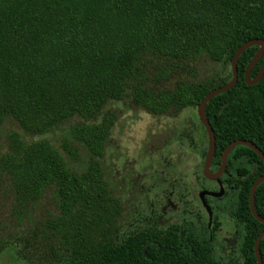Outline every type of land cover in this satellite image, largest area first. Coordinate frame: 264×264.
Returning <instances> with one entry per match:
<instances>
[{"label": "trees", "instance_id": "obj_1", "mask_svg": "<svg viewBox=\"0 0 264 264\" xmlns=\"http://www.w3.org/2000/svg\"><path fill=\"white\" fill-rule=\"evenodd\" d=\"M253 39L264 41V0H0V124L11 119L24 134L44 136L75 117L82 121L71 135L88 153L84 166H70L45 139L25 142L17 133L8 135L0 154V173L17 205L52 190L59 214L48 227L68 264H237L178 225H152L120 238L121 203L104 178L102 157L114 123L109 104L128 100L157 117L196 110L230 80L236 49ZM257 49L239 57L235 86L206 105L214 167L235 140L264 154V75L253 86L244 80ZM202 56L222 64L217 76L159 93L146 87L143 68L151 57ZM263 63L264 53L250 78ZM225 174L223 184L236 193L233 218L243 226L241 262L257 264L253 246L264 225L250 213L249 191L264 166L251 149L237 146ZM254 198L264 218V182ZM259 248L264 264V238Z\"/></svg>", "mask_w": 264, "mask_h": 264}, {"label": "rangeland", "instance_id": "obj_2", "mask_svg": "<svg viewBox=\"0 0 264 264\" xmlns=\"http://www.w3.org/2000/svg\"><path fill=\"white\" fill-rule=\"evenodd\" d=\"M222 67L205 56L181 62L151 57L145 62L143 79L146 87L159 93L172 89L177 82L205 81L217 76ZM106 110L114 115V123L102 165L110 192L121 203L119 237L152 225H178L207 239L208 214L199 195L202 191L217 192L219 187L202 174L208 141L196 110L187 108L157 117L128 100L111 103ZM81 122L75 117L44 136H32L7 119L0 124V154L7 151L8 135L17 133L25 142L45 139L70 166H84L88 153L71 135ZM226 177L222 175V183ZM223 187L225 192L220 197H206L212 216L221 224L213 246L218 256L222 253L224 259L233 257L242 264L239 239L243 226L232 221L236 193L225 184ZM16 199L7 177L0 173V250L7 243L0 264H68L48 227V221L59 214L52 190L26 205H17ZM225 238L232 240L227 252Z\"/></svg>", "mask_w": 264, "mask_h": 264}, {"label": "water", "instance_id": "obj_3", "mask_svg": "<svg viewBox=\"0 0 264 264\" xmlns=\"http://www.w3.org/2000/svg\"><path fill=\"white\" fill-rule=\"evenodd\" d=\"M253 46H258V49H257L255 55L253 56V58L251 59V61L248 63V65L245 68L244 80H245L246 85H248V86H253V85L260 82V80L262 79V77L264 75V63L262 64V66L260 67L258 73L256 74V76L254 78H250V73H251L252 69L257 65V63L260 61V59L263 56L264 41L259 40V39H253V40H249V41L244 42L242 45H240L236 49V51L233 55V58L231 60V63H230V69H231L230 80L225 85L218 87L216 89H213L209 93H207L205 95V97L202 99V101L199 103V105L197 106V109H196L198 119H199L200 123L202 124V126H203V128L207 134V141H208L207 151H206V154L204 157L202 174H203V177L205 179L217 182L220 185V189H219L218 193H211L208 191H202V192H200V195H199L200 202H201L202 206L204 207V209L206 210V212L209 216V222L211 221V209H210L209 205L207 204L206 196L220 197L221 195H223L224 189L222 188L220 177L223 175V173L226 170L227 159H228V156L231 153V151L237 146L247 147V148L251 149L252 151H254L259 156V158L262 160V162L264 164V154L252 142L245 141V140H235V141L229 143L225 147V149L223 150L221 157H220L219 168L217 169V171L212 172L211 171V164H212V159H213V155H214V151H215V135H214V131H213L208 119H207L206 111H205L206 105L210 100H212L217 95H220L222 93L229 91L230 89H232L235 86L237 79H238L237 63H238L239 57L242 55V53L245 50H247L248 48L253 47ZM263 182H264V175L258 177L253 182V184L251 185L250 191H249V210H250L251 215L254 217V219L257 220L259 223L264 225V218H262L260 215L257 214V212L255 211V207H254V199H255L254 197H255L256 188L258 187V185H260ZM262 238H264V231H261L259 233V235L256 237V239L254 241V246H253L254 247V255H255V259H256L257 264H262L260 248H259L260 241L262 240Z\"/></svg>", "mask_w": 264, "mask_h": 264}, {"label": "flooded vegetation", "instance_id": "obj_4", "mask_svg": "<svg viewBox=\"0 0 264 264\" xmlns=\"http://www.w3.org/2000/svg\"><path fill=\"white\" fill-rule=\"evenodd\" d=\"M255 145V144H254ZM256 146V145H255ZM257 147V146H256ZM257 148H259V147H257ZM259 150L261 151V149L259 148ZM254 152V151H253ZM262 152V151H261ZM255 153V152H254ZM263 153V152H262ZM256 154V153H255ZM257 155V154H256ZM258 156V155H257ZM229 157V156H228ZM259 157V156H258ZM260 159V158H259ZM228 160V159H227ZM261 160V159H260ZM261 162H262V160H261ZM262 164H263V162H262ZM263 166H264V164H263ZM211 167H213L214 168V171L213 172H215V171H217V169L219 168V166L218 167H214V166H212V164H211ZM226 168H227V166H226ZM226 171V170H225ZM223 174H225V172L223 173ZM222 176L220 177V181H221V185H222V188L224 189V187H223V183H222ZM214 182V181H213ZM214 183H216L217 185H218V187H219V189H220V185L217 183V182H214ZM208 192H211V193H218L219 191H217V192H212V191H208ZM225 192V191H224ZM206 197H212V196H206ZM213 199H216V197H212ZM206 201H207V199H206ZM207 204H208V202H207ZM209 205V204H208ZM210 207V206H209ZM210 209H211V207H210ZM232 221L236 224V225H239V223H237V222H235V220H234V218L232 219ZM206 229H207V231L209 232V235H208V237H207V239H204V238H202V237H199L198 236V238L203 242V243H209V245L210 246H212L213 247V249H215L214 248V246H213V244H215L216 242H217V240H218V234L220 233V230H221V224H220V221L216 218V217H214V216H212V210H211V221L209 222V216H208V220H207V225H206ZM184 231V230H183ZM194 234V233H193ZM180 235H183V233L182 232H180ZM196 235V234H195ZM197 236V235H196ZM238 237H239V235H237ZM242 237H243V233L242 234H240V239H239V242H240V244H241V241H242ZM231 241L232 240H228L227 238H225V245H224V249H226V252H227V250H228V247H230L229 245H230V243H231ZM235 241V240H234ZM239 248H240V246H239ZM219 257H221V258H223V255H222V253H220V255H219Z\"/></svg>", "mask_w": 264, "mask_h": 264}]
</instances>
